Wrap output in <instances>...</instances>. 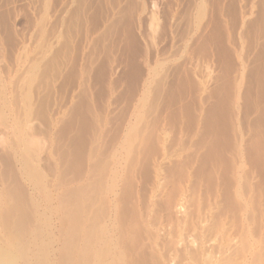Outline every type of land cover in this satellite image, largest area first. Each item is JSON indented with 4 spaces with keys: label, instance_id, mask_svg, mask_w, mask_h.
<instances>
[{
    "label": "rangeland",
    "instance_id": "rangeland-1",
    "mask_svg": "<svg viewBox=\"0 0 264 264\" xmlns=\"http://www.w3.org/2000/svg\"><path fill=\"white\" fill-rule=\"evenodd\" d=\"M11 241L14 264H264V0H0Z\"/></svg>",
    "mask_w": 264,
    "mask_h": 264
},
{
    "label": "bare ground",
    "instance_id": "bare-ground-1",
    "mask_svg": "<svg viewBox=\"0 0 264 264\" xmlns=\"http://www.w3.org/2000/svg\"><path fill=\"white\" fill-rule=\"evenodd\" d=\"M262 10H263V8H262ZM260 17V16H259ZM261 19V18H260ZM25 157V156H24ZM30 166H32V165H30ZM40 178V177H39ZM85 188V187H84ZM95 188H96V186H95ZM13 189V188H12ZM14 190V189H13ZM82 190V189H81ZM79 191V190H78ZM20 193V192H19ZM79 194V193H78ZM22 195V194H21ZM49 196V195H48ZM15 197V196H14ZM73 199V198H72ZM78 200H79V198H77ZM6 201H7V199H6ZM78 202V201H77ZM76 202V203H77ZM64 203V202H63ZM80 203V202H79ZM15 204V203H14ZM19 204V203H18ZM23 204V203H22ZM9 205H11V204H9ZM16 205V204H15ZM19 205H21V204H19ZM64 205V204H63ZM77 205V204H76ZM79 206V205H78ZM20 207V206H19ZM17 207H15V206H13V205H11V206H5V207H3V212H5V214H8L9 216L10 215H13V213H15L16 212V210H17V212H18V210L19 211H21V209H16ZM73 208H75V207H73ZM79 208V207H78ZM77 210V209H76ZM23 211V210H22ZM22 211L20 212V213H22ZM77 213V212H76ZM88 213V212H87ZM94 214H95V212H93ZM4 214V215H5ZM17 214V213H16ZM18 214H19V212H18ZM25 214H27L26 212H25ZM74 214V213H73ZM98 214V213H97ZM96 214V215H97ZM3 215V216H4ZM8 215H7V217H8ZM24 215V214H23ZM96 215H93V216H96ZM18 216V215H17ZM28 215H26V217H27ZM98 216V215H97ZM13 217V216H12ZM30 217V216H29ZM92 217V216H91ZM5 218V221L7 220L8 221V218L9 219H11L10 217H8L7 219H6V216L4 217ZM16 218V217H15ZM75 218V217H74ZM79 218V217H78ZM17 219V218H16ZM18 219H20V218H18ZM76 219H77V217H76ZM22 220H23V218H22ZM28 220V219H27ZM66 220V219H65ZM96 220V219H95ZM11 221V220H10ZM10 221H8L9 223L8 224H11L10 223ZM19 221V220H18ZM17 221V222H18ZM21 221V220H20ZM30 221V220H29ZM92 221V220H91ZM94 221V220H93ZM16 222V221H15ZM24 222H25V220H24ZM27 222V221H26ZM19 224H20V222H18ZM16 224V225H19V224ZM71 223V222H70ZM81 223V222H80ZM84 223V222H83ZM83 223H81V224H83ZM24 224V223H23ZM29 224V223H28ZM72 225H74V224H71L70 226L72 227ZM94 225V224H93ZM20 227H21V224L19 225ZM23 226H27V224L26 225H23ZM22 226V227H23ZM29 226H30V224H29ZM89 226V225H88ZM10 227H13V226H10ZM64 228V227H63ZM80 228V227H79ZM6 229V228H5ZM37 229V228H36ZM74 229V228H73ZM76 229H77V227H76ZM75 229V230H76ZM9 230V229H8ZM14 230V229H13ZM17 230V229H16ZM80 230V229H79ZM18 231V230H17ZM19 231H20V228H19ZM70 231V230H69ZM77 231V230H76ZM75 231V232H76ZM94 231V230H93ZM11 232V231H10ZM9 232V233H10ZM15 232V231H14ZM23 232V231H22ZM88 232V231H87ZM8 233V235H10ZM38 233V232H37ZM68 233V232H67ZM71 233V232H70ZM74 233V232H73ZM78 233H79V231H78ZM89 233H90V231H89ZM88 233V234H89ZM27 234V233H26ZM62 234V233H61ZM13 235V234H12ZM10 236V237H12L13 238V236ZM37 235V234H36ZM69 235V234H68ZM74 235V234H73ZM94 235V234H93ZM72 236V235H71ZM9 237V238H10ZM21 237V236H20ZM39 237V236H38ZM70 237V236H69ZM16 238V237H15ZM14 238V239H15ZM35 238V237H34ZM33 238V239H34ZM91 238V237H90ZM93 238V237H92ZM18 239V238H17ZM13 240V239H12ZM28 240V239H27ZM85 240V239H84ZM92 240L93 239H91V242H92ZM14 241H16V239L14 240ZM20 241V240H19ZM35 241V240H34ZM68 241V240H67ZM70 241V240H69ZM68 241V242H69ZM12 242L13 241H11V243H9L8 242V244L4 247V246H2V245H0V264H14V263H17L16 261H18V260H16L15 261V257L19 254H17L16 255V253L15 252H19V251H15V249H17L18 247H16L15 248V246H14V244H12ZM17 242V241H16ZM22 242V243H21ZM21 245L20 246H22V244L24 243L22 240H21ZM67 242V243H68ZM66 243V244H67ZM19 244V243H18ZM89 244V243H88ZM99 244V243H98ZM27 245V244H26ZM71 245V244H70ZM28 246V245H27ZM65 246V245H64ZM67 246V245H66ZM75 246V245H74ZM68 247V246H67ZM69 247H71V246H69ZM78 247V246H77ZM41 248V247H40ZM73 248V247H72ZM90 248V247H89ZM22 249V248H21ZM45 249H43V251H44ZM63 250V249H62ZM68 250V249H67ZM75 250H77V248L75 249ZM84 250V249H83ZM88 250V249H87ZM99 250V249H98ZM21 251H24V250H21ZM20 251V252H21ZM86 251V250H85ZM95 251V250H94ZM45 252H46V250H45ZM62 252H64V251H62ZM70 252V251H69ZM68 253V252H67ZM80 253V252H79ZM82 253V252H81ZM90 253V252H89ZM96 253V252H95ZM24 254H27L26 252L24 253ZM107 254V253H106ZM19 255H22L21 253L19 254ZM62 255H63V253H62ZM70 255V254H69ZM87 255V254H86ZM23 256V255H22ZM26 256H28V255H26ZM24 257V256H23ZM23 257H21L22 258V260H23ZM60 257V256H59ZM92 257V256H91ZM18 259H19V257H17ZM61 258V257H60ZM62 258H64V256H62ZM73 258V257H72ZM35 259V258H34ZM25 260H27V261H29L28 259H27V257H26V259H24L23 261L25 262L24 264H28V262H26ZM43 260H45V259H43ZM71 260V259H70ZM73 260V259H72ZM92 260V259H91ZM15 261V262H14ZM78 261V260H77ZM98 261V260H97ZM19 262V261H18ZM79 262V261H78ZM19 263H22V261L20 260V262ZM65 263V262H64ZM72 263V262H71ZM94 263V262H93ZM92 263V264H93ZM36 264V263H35ZM39 264V263H38ZM78 264V263H77ZM96 264V263H95Z\"/></svg>",
    "mask_w": 264,
    "mask_h": 264
}]
</instances>
